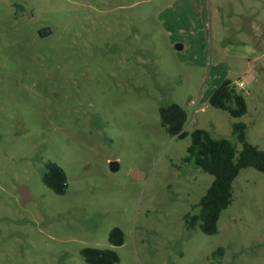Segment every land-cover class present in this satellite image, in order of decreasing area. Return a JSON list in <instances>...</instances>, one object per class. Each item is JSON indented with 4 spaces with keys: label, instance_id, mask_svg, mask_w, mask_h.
Wrapping results in <instances>:
<instances>
[{
    "label": "rangeland",
    "instance_id": "rangeland-1",
    "mask_svg": "<svg viewBox=\"0 0 264 264\" xmlns=\"http://www.w3.org/2000/svg\"><path fill=\"white\" fill-rule=\"evenodd\" d=\"M224 80L243 82L239 119L209 106ZM172 103L186 132L234 141L242 122L264 151V0H0V264H87L85 248L118 264H264L253 168L216 234L187 228L213 177L184 161L190 137L161 127ZM48 162L66 175L62 196L42 182Z\"/></svg>",
    "mask_w": 264,
    "mask_h": 264
},
{
    "label": "trees",
    "instance_id": "trees-1",
    "mask_svg": "<svg viewBox=\"0 0 264 264\" xmlns=\"http://www.w3.org/2000/svg\"><path fill=\"white\" fill-rule=\"evenodd\" d=\"M209 106L225 111L233 119H239L247 113V105L243 95L230 80H224L210 95ZM160 125L170 136L177 139L190 137L187 148L186 163L193 165L213 180L200 198L197 207L199 213L186 217L188 229L198 227L205 235L217 232V222L220 214L232 202L233 182L239 172L245 168H253L264 174V151L251 144L247 137V127L242 122L231 125V135L234 141L226 138H214L203 129L195 128L190 133L184 130L187 121L185 110L172 103L160 106L158 109ZM237 144L240 149H237ZM42 182L54 194L62 196L67 190V178L61 167L48 162L46 171L42 174ZM112 246H121L124 233L113 228L108 237ZM80 255L87 264H118L116 252L109 249L85 248Z\"/></svg>",
    "mask_w": 264,
    "mask_h": 264
},
{
    "label": "water",
    "instance_id": "water-1",
    "mask_svg": "<svg viewBox=\"0 0 264 264\" xmlns=\"http://www.w3.org/2000/svg\"><path fill=\"white\" fill-rule=\"evenodd\" d=\"M176 48L179 50V49H181V46L180 45H176ZM117 169H118V164L115 163V162H111L110 163V170L111 171H116ZM17 192H18L22 202H24V203L28 202L29 199L31 198L30 194H29V192L27 190V187L25 185L18 186Z\"/></svg>",
    "mask_w": 264,
    "mask_h": 264
},
{
    "label": "built area",
    "instance_id": "built-area-1",
    "mask_svg": "<svg viewBox=\"0 0 264 264\" xmlns=\"http://www.w3.org/2000/svg\"><path fill=\"white\" fill-rule=\"evenodd\" d=\"M234 85L236 86L237 89L243 88V82L242 81H237L234 83Z\"/></svg>",
    "mask_w": 264,
    "mask_h": 264
},
{
    "label": "crops",
    "instance_id": "crops-1",
    "mask_svg": "<svg viewBox=\"0 0 264 264\" xmlns=\"http://www.w3.org/2000/svg\"><path fill=\"white\" fill-rule=\"evenodd\" d=\"M234 84V83H233Z\"/></svg>",
    "mask_w": 264,
    "mask_h": 264
}]
</instances>
